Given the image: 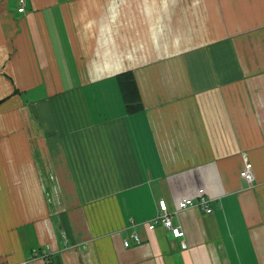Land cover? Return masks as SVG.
Returning <instances> with one entry per match:
<instances>
[{
  "label": "crops",
  "instance_id": "0c3cea01",
  "mask_svg": "<svg viewBox=\"0 0 264 264\" xmlns=\"http://www.w3.org/2000/svg\"><path fill=\"white\" fill-rule=\"evenodd\" d=\"M18 6L0 0V264H264V0ZM199 189L211 213L176 208ZM160 198L181 236L145 225Z\"/></svg>",
  "mask_w": 264,
  "mask_h": 264
},
{
  "label": "built area",
  "instance_id": "2783aa9c",
  "mask_svg": "<svg viewBox=\"0 0 264 264\" xmlns=\"http://www.w3.org/2000/svg\"><path fill=\"white\" fill-rule=\"evenodd\" d=\"M18 1V11L23 12L25 10V0H17ZM239 175L244 178L248 183H250L253 179L252 167L250 163H245L243 168L240 170ZM187 207L197 208L199 210L204 211L209 214L212 212V209L209 205V200L205 195V192L202 189H199L195 192L194 195L181 198L177 201V209H184ZM145 225L149 229H153L156 225H161L164 228L169 229L174 236H181L182 231L171 225L170 219V210L168 208L167 202L165 199L160 198L157 201V213L150 221L145 222ZM134 242L138 243L139 238L138 235L133 232L131 234ZM122 246L128 247L130 243L128 240L122 241Z\"/></svg>",
  "mask_w": 264,
  "mask_h": 264
},
{
  "label": "trees",
  "instance_id": "16d2710c",
  "mask_svg": "<svg viewBox=\"0 0 264 264\" xmlns=\"http://www.w3.org/2000/svg\"><path fill=\"white\" fill-rule=\"evenodd\" d=\"M115 80L126 112L135 113L141 110L142 104L132 71L126 70L118 73ZM45 264H59V262L58 259H52L51 256H48L45 257Z\"/></svg>",
  "mask_w": 264,
  "mask_h": 264
},
{
  "label": "rangeland",
  "instance_id": "374dc122",
  "mask_svg": "<svg viewBox=\"0 0 264 264\" xmlns=\"http://www.w3.org/2000/svg\"><path fill=\"white\" fill-rule=\"evenodd\" d=\"M42 261H43V262H44V264H45V258H43V259H42ZM22 264H23V263H22ZM25 264H29V263H25Z\"/></svg>",
  "mask_w": 264,
  "mask_h": 264
}]
</instances>
